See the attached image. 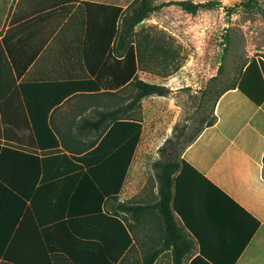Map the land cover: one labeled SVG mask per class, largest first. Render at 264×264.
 Here are the masks:
<instances>
[{
	"label": "trees",
	"instance_id": "trees-1",
	"mask_svg": "<svg viewBox=\"0 0 264 264\" xmlns=\"http://www.w3.org/2000/svg\"><path fill=\"white\" fill-rule=\"evenodd\" d=\"M251 1L247 0L244 7L259 11L264 17V10ZM80 2L53 0L52 4L44 5L41 0H19L17 9L27 3H39L23 19L62 5L58 25L48 32L49 35L40 33L38 51L48 43L60 24L71 17L69 22L74 20V24H78L75 58L81 65L85 13ZM219 5L215 1L157 5L154 0H135L120 16L119 10H114L110 14V19L113 14L112 33L116 30V17L120 18L116 39L93 79L71 71H53V77L29 80L26 69L14 66L38 151L4 143L0 121V264H121L134 241L119 213L129 215L137 223L148 216H155L160 222L161 244L143 264H155L166 252L171 253L173 264H183L198 239L185 222L179 225L175 219L178 213L174 204L175 175L186 166L184 162H178L180 156L176 157L175 142L166 141L160 149L162 160L153 166L157 170L158 202L146 205L122 203L115 208L114 214L108 213L106 206L122 192L143 132L142 123L130 119L128 113L139 108L147 97H167L171 93L164 85L138 78L140 64L146 55L151 57L162 47L157 43L149 48L148 37L135 43L136 28L164 7L176 6L187 14L196 15ZM17 17L12 18L11 29ZM42 20L41 17L33 18L21 25L27 35L22 47H27L30 39L36 41V31L29 32ZM11 29L3 38L8 52L14 47ZM237 80L221 84L217 97L235 89ZM127 87L132 92L127 105L96 112L94 119L83 120L76 133H61L53 127L52 115L66 99L81 94L114 96L115 91ZM88 132L101 135L97 142L85 146L80 139Z\"/></svg>",
	"mask_w": 264,
	"mask_h": 264
},
{
	"label": "crops",
	"instance_id": "crops-1",
	"mask_svg": "<svg viewBox=\"0 0 264 264\" xmlns=\"http://www.w3.org/2000/svg\"><path fill=\"white\" fill-rule=\"evenodd\" d=\"M18 3L19 0H0L2 138L4 143L38 151L14 66L26 69V78L29 80L53 77V71H71L80 77L93 79L115 42L119 16L127 7L124 0H81L85 29L79 65L75 58L79 40L78 24H74V20L69 22L71 17L60 24L48 43L38 51L42 38L40 33L49 35L48 32L58 25L62 5L23 19L39 3H27L17 9ZM41 3L48 5L53 0H41ZM90 10L96 19V27L92 29ZM114 10H119L120 13L116 17V30L112 33L113 14L110 19L109 13H114ZM16 15L17 22L11 29L10 22ZM38 17L43 20L29 32L31 34L36 31V41L30 39L28 46L22 47L27 35L22 31L21 25ZM9 29L11 42L14 44L10 52L3 43ZM242 71L235 89L220 97L216 96L211 119L187 144L178 159L179 163L184 162L186 166L175 175L174 204L178 210L175 219L179 225L185 222L198 239L192 253L184 258L183 264H264V66L250 63ZM178 83L182 87L179 78L151 84L166 86L173 96L181 90L176 87ZM127 88L115 91L114 96H123ZM111 97L81 94L66 99L52 115L53 127L61 133H76L73 129L77 125L74 120L77 113H66L64 107L75 102V112L78 108L82 118L83 113L90 110L93 104L104 106L106 102H110ZM147 98L141 101L139 108L130 112L142 107L137 120L142 123L143 132L128 176L136 159L140 160L141 166L145 164L147 146L150 145V142L146 144L143 141L146 119L160 114L161 108L166 104L164 97ZM121 99L123 102V98ZM129 102L130 99L116 108ZM148 103L155 106L151 113L147 110ZM100 111L110 110H97L95 114ZM24 132L26 137L22 138ZM91 134L93 133H86L80 140L87 144L85 139ZM143 143L145 148L142 151ZM122 192L118 198L123 202L125 198ZM156 195L157 199L152 203H145L143 196L135 204H154L159 201L158 188Z\"/></svg>",
	"mask_w": 264,
	"mask_h": 264
},
{
	"label": "rangeland",
	"instance_id": "rangeland-1",
	"mask_svg": "<svg viewBox=\"0 0 264 264\" xmlns=\"http://www.w3.org/2000/svg\"><path fill=\"white\" fill-rule=\"evenodd\" d=\"M134 1L124 0L125 6L128 8ZM154 1L157 5L177 1H191L194 4L215 1L220 5L214 10L200 11L196 15L187 14L176 6L164 7L136 28L138 34L134 39L135 43L148 37L149 48L157 43L162 47L151 57L146 55L140 64L138 78L147 83L179 78L182 87L178 83L176 87L181 90L173 96L170 93L164 97L166 104L161 108V113L146 119L143 141L146 144L150 142V145L147 146L145 164L141 166L140 160H135L122 192L125 199L123 202L120 197L111 200L106 206V211L110 214L116 212L115 208L119 204H135L143 196L145 203L155 201L158 182L157 170L153 166L163 158L160 149L165 141L169 139L176 143L175 153L178 158L198 130L211 119L213 103L222 88L221 84L237 80L244 66L250 63L264 66V17L259 11L246 9L243 4L247 0ZM251 4L264 10V0H253ZM90 19L92 29L96 27V19L91 10ZM131 95L129 87L123 96H112L104 106L93 104L90 110L83 113L82 118L78 108L75 112V102L66 105L64 112L77 113V118L74 119L77 128L83 118L94 119L95 111L112 110L124 104ZM146 106L149 113L155 109L150 103ZM142 110L141 107L128 117L137 120ZM100 135L101 133L91 134L85 139L88 143L83 145H92L99 140ZM25 137L26 132L22 138ZM141 148L143 151L144 143ZM118 215L127 224L134 241L121 264H143L145 258L161 244L159 220L155 216H148L137 223L129 215ZM155 264H173L171 253H164Z\"/></svg>",
	"mask_w": 264,
	"mask_h": 264
}]
</instances>
